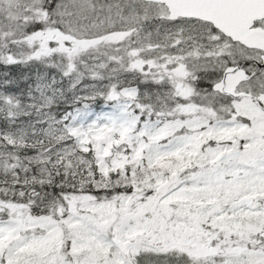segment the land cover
Segmentation results:
<instances>
[{
  "label": "snow or ice",
  "instance_id": "1",
  "mask_svg": "<svg viewBox=\"0 0 264 264\" xmlns=\"http://www.w3.org/2000/svg\"><path fill=\"white\" fill-rule=\"evenodd\" d=\"M0 264H264V0H0Z\"/></svg>",
  "mask_w": 264,
  "mask_h": 264
}]
</instances>
